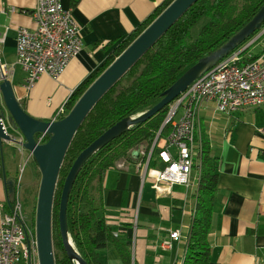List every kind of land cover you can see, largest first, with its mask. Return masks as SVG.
Segmentation results:
<instances>
[{
	"label": "crops",
	"instance_id": "crops-1",
	"mask_svg": "<svg viewBox=\"0 0 264 264\" xmlns=\"http://www.w3.org/2000/svg\"><path fill=\"white\" fill-rule=\"evenodd\" d=\"M164 0H61L73 11L82 51L57 78L42 75L24 85V72L15 51L16 29L34 27L36 0H0V63L8 70L16 98L31 116L54 118L57 109ZM259 42L252 48L258 53ZM248 106V105H247ZM259 106L252 107H260ZM246 107V106H245ZM213 104L200 109V134L218 166L217 190L210 231L209 264H264V109H239L230 116L213 113ZM0 141V170L4 166ZM17 149L24 156V149ZM138 149V148H137ZM130 151L102 175L106 222L116 228L130 248L132 264H180L183 239L164 248L169 230L185 231L193 212L197 179L186 184L156 182L143 175L141 152ZM7 177L16 178L7 173ZM197 175V174H196ZM160 188V189H159ZM6 200L0 177V203ZM110 243V242H109ZM99 250L103 264H124L114 245Z\"/></svg>",
	"mask_w": 264,
	"mask_h": 264
},
{
	"label": "trees",
	"instance_id": "trees-1",
	"mask_svg": "<svg viewBox=\"0 0 264 264\" xmlns=\"http://www.w3.org/2000/svg\"><path fill=\"white\" fill-rule=\"evenodd\" d=\"M164 0L149 17L141 22L106 56L105 61L69 97L65 114L88 85L118 56L128 44L171 2ZM264 0H196L166 32L102 95L77 129L59 170L52 206V240L55 264H73L64 250L58 224L60 194L64 179L77 155L109 126L125 116L143 112L162 97L175 80L198 59L216 49L258 11ZM264 27L250 35L234 50L244 46ZM264 42V32L241 52L249 58L252 48ZM168 105L142 123L132 126L93 153L84 162L72 185L67 204V226L72 241L87 264H103L99 250L109 242L114 245L121 261L132 264L130 248L116 228L106 222L102 197V175L121 157L132 159L130 151L139 145L149 146L157 132L165 135L163 125ZM64 114V115H65ZM63 116V115H62ZM47 140V135L43 141ZM197 153L192 169L196 172L197 189L190 220L183 232L180 264H209L210 231L217 190L218 166L211 155L208 142L200 134L196 138ZM144 157L141 158V163ZM32 176H40L31 159ZM6 174V171H5ZM7 175V174H6ZM0 177L3 178L2 170ZM33 197L30 212L27 207ZM37 191L31 186L23 189V210L32 223L35 218ZM10 209V205L5 203ZM134 264V263H133Z\"/></svg>",
	"mask_w": 264,
	"mask_h": 264
},
{
	"label": "built area",
	"instance_id": "built-area-1",
	"mask_svg": "<svg viewBox=\"0 0 264 264\" xmlns=\"http://www.w3.org/2000/svg\"><path fill=\"white\" fill-rule=\"evenodd\" d=\"M31 15L34 27L19 26L15 37L17 62L27 88L42 75L57 79L85 43L73 11L65 8L61 0H36ZM263 32L264 27L244 46L194 79L168 104L163 121V125L168 124V132L161 136L158 131L149 146L136 148L144 157V176L159 183L188 185L197 153L196 138L200 139V109L212 103L214 114L230 116L244 106L264 104V47L254 58L250 59L252 54H248L249 58L241 56L242 50ZM7 76L6 66L0 63V80ZM68 99L53 119L64 116ZM1 121L6 130L4 120ZM44 137V133L38 134L35 139L41 143ZM22 142L21 138L20 149H24ZM25 159L31 160V153ZM20 184L18 176L10 209L5 207L6 200L0 203V264H39L35 221L28 220L23 210ZM183 238L180 228L169 230L163 247L171 248Z\"/></svg>",
	"mask_w": 264,
	"mask_h": 264
},
{
	"label": "water",
	"instance_id": "water-1",
	"mask_svg": "<svg viewBox=\"0 0 264 264\" xmlns=\"http://www.w3.org/2000/svg\"><path fill=\"white\" fill-rule=\"evenodd\" d=\"M196 0H172L114 60L88 85L70 110L58 119L43 120L31 116L16 98L11 82L0 80V141L17 143L8 134L1 119L7 120L15 133L23 139L22 146L32 155L40 172V182L35 207V231L39 264H55L52 240V206L57 178L65 153L83 120L102 95L166 32V30ZM264 22V3L255 15L216 49L189 66L175 82L163 92V97L149 109L118 120L88 146L73 161L63 182L58 209L59 233L67 257L73 264H87L76 249L67 226V204L75 178L84 162L108 142L142 123L168 105L202 73L227 56L258 29ZM47 135V140L37 142L35 136ZM7 204L15 196V178L7 177L2 166Z\"/></svg>",
	"mask_w": 264,
	"mask_h": 264
},
{
	"label": "rangeland",
	"instance_id": "rangeland-1",
	"mask_svg": "<svg viewBox=\"0 0 264 264\" xmlns=\"http://www.w3.org/2000/svg\"><path fill=\"white\" fill-rule=\"evenodd\" d=\"M243 109L249 112H253V111L261 112L264 108L263 106L252 107V105H248L246 107L244 106ZM4 122H5L7 133L15 136V138H17V141H18L17 143L11 142L10 144H3L2 146V153H3L2 156H3L4 166L6 168L5 171H7V173L15 177L20 176V183H21L20 193H21V199L23 200V189L25 186H28V185L31 186L34 190L37 191V194H38L40 176L38 177L32 176L31 160L29 159L26 161L25 159L26 156L28 155V151L24 150L23 152L24 156H22L17 149V144L20 142L21 136L12 130L7 120H5ZM143 167L144 165L142 166V168ZM196 178H197L196 172L194 171V169H192L190 179H193L195 181ZM29 200H30V203L27 207V210L30 212L33 206V203H32L33 197H31ZM35 200H37V197ZM35 207H36V203H35ZM181 234L183 236V233ZM108 248L114 249L112 246V243H109ZM53 251L55 250L53 249Z\"/></svg>",
	"mask_w": 264,
	"mask_h": 264
}]
</instances>
